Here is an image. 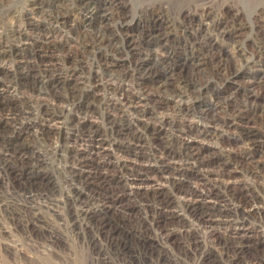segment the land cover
Listing matches in <instances>:
<instances>
[{
  "label": "bare ground",
  "instance_id": "bare-ground-1",
  "mask_svg": "<svg viewBox=\"0 0 264 264\" xmlns=\"http://www.w3.org/2000/svg\"><path fill=\"white\" fill-rule=\"evenodd\" d=\"M58 1L59 7L46 8L43 1L36 0L29 14L39 18L27 16L20 25L12 26L9 36L13 42L3 44L0 40L1 93L16 82V86L30 87L41 103V94L49 95L52 102L39 103L41 118L36 130L50 137L59 134L62 148L77 167H73L74 178L89 185L102 184L99 195L126 212L134 206L133 201H144L156 213L152 227L168 241L182 235L181 228L195 218L228 248H235L234 244L237 249L249 247L259 231L264 248V158H256L264 153V0H245L257 4L251 21L256 34L255 56H249L244 47L249 26L241 13L230 9L219 13L211 0H197L180 8L177 16L170 8L187 0H162L143 11L145 15L137 19L135 28L129 27L125 0ZM74 4L78 8H72ZM75 10L88 23L83 32H76V38H70L78 42L76 50L58 38L65 31L68 13ZM94 15L102 20L96 27L89 25ZM110 19L121 28L119 36L104 24ZM179 28L187 35L180 39L191 52L183 64L173 66L166 62L174 53L167 49V41ZM135 29L136 34L132 32ZM228 43L232 50H226ZM141 46L149 51L164 48L167 55L148 52L151 57L134 56ZM104 49L126 56L133 65L130 86H124L128 75ZM187 65L204 72L205 82L216 77L229 89L241 74L251 75L243 87L244 100L226 103L223 118L216 112L218 103L199 109L195 99L205 84L191 89L180 83L176 74L178 67ZM187 96L194 100L186 101ZM97 102L106 105L101 122L94 119ZM56 113L66 120L57 121ZM223 127L237 131L234 142L245 144L239 153L215 144L228 140ZM134 142L137 157L107 163L124 178L130 203L121 204L122 198H112L113 186L100 165L117 143L130 148ZM243 177L251 183L244 185ZM257 214L261 230L251 224ZM43 217L36 214L31 220L34 233L44 227ZM220 228H225L224 234Z\"/></svg>",
  "mask_w": 264,
  "mask_h": 264
},
{
  "label": "rangeland",
  "instance_id": "rangeland-1",
  "mask_svg": "<svg viewBox=\"0 0 264 264\" xmlns=\"http://www.w3.org/2000/svg\"><path fill=\"white\" fill-rule=\"evenodd\" d=\"M35 1L0 0V40L3 44L13 42L9 36V29L12 26L17 27L27 16L39 18L34 13L29 14ZM41 1L45 3L46 8H57L60 6L58 4H61L58 0ZM125 1L129 9V27L135 28L137 19L145 15L143 11L162 0ZM196 1L175 3L173 8H170L172 15L177 16L180 8H187ZM211 1L215 6L214 9L219 13L228 9L232 12L238 10L241 13L240 17L249 26L244 37V47L249 56H255L256 34L251 29V21L257 4L250 5L245 0ZM166 2L167 0L164 3ZM77 5L74 4L72 8H78ZM114 22V19H110L104 21V24L108 23V30L118 31L119 33H116L119 36L122 33L121 28L115 27ZM100 23L102 20L99 15H94L93 22L89 25L96 27ZM87 24L78 10L71 11L63 26L65 31L58 38H63L67 47L76 50L79 47L78 42L70 38H76L78 36L76 32H83L84 25ZM71 26L75 31L69 33L68 28ZM48 32L49 30L46 34ZM132 32L136 34L138 29ZM177 32L173 31L167 41V49H171L174 53L166 62L173 66L183 64L184 58L191 52V49L185 47L180 39L181 36L184 38L187 35L181 28ZM225 46L226 50H232L230 43ZM104 50L119 62L117 68L124 75H128L123 84L130 86L133 83L130 77L134 70L133 65L128 62L126 56L110 52L109 49ZM148 52L152 56L167 55L164 48H154L149 51L146 46H141L134 56L151 57ZM196 53L197 51L194 52ZM230 54L235 53L232 51ZM234 57L239 58V56ZM17 58L21 56H16L15 59ZM248 70V68L244 69V71ZM176 74L179 82L191 89H198L201 84H205L195 99L196 106L199 109L209 108L212 104L218 103L219 108L216 107V112L222 118L225 115L223 107L225 108L226 103L233 101L241 103L244 100V84L252 77L246 73L241 74L239 81L234 84V88L237 85L236 88L229 89L223 80L216 77L205 82L206 74L194 70L190 65L178 67ZM16 85L17 83L14 82L11 89L3 93L0 91V264H264V248L259 243L260 231L257 232L259 235H254L249 247L237 249V244H234L235 248H228L224 241H217L218 239L204 224L191 218V222L181 228L184 230L182 235L176 240L168 241L164 234L152 227L156 213L144 201H133L134 206L127 212L116 207L119 205L117 203H107L104 197L99 195L102 192L100 191L102 184L89 185L74 178L73 167H77L62 148L59 134L50 137L40 135L36 130L41 118L39 103L44 105L52 102V98L41 94L39 98L43 101H40L44 102L41 103L38 101V95L33 94L30 87L23 84ZM148 85H151L150 81ZM16 87L17 89L13 90ZM191 99L192 96L186 97L188 102ZM175 100L179 98L175 97ZM31 106H33L32 110L29 108ZM96 107L94 119L101 122L106 105L97 102ZM26 110L30 113H25ZM56 114L57 121L66 120L63 115ZM223 128L222 133L229 141H217L215 144L225 150L230 149L239 153L245 144L241 141L234 142V136L238 135L237 131ZM135 145L137 142L128 148L127 144L120 147L117 143L110 150V154L102 158L100 165V170L107 175L113 186L112 198H122L121 204L130 203L127 200L128 191L123 183L124 178L121 171L113 168L114 166H107V163L113 165L123 157H137L134 153ZM256 158L263 160L264 153ZM243 183L247 185L251 181L243 177ZM107 206L111 207L106 208ZM220 206L227 205L220 203ZM36 214H42L46 219L43 223L44 227L38 234L30 228L31 220ZM251 224L258 230L262 229L259 227V214L251 219ZM220 231L225 233L226 230L220 228ZM55 235L58 238H55Z\"/></svg>",
  "mask_w": 264,
  "mask_h": 264
}]
</instances>
